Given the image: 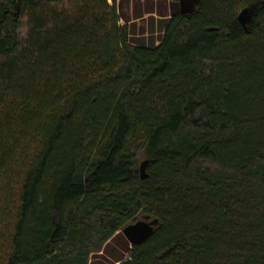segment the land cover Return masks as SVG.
<instances>
[{
	"label": "trees",
	"instance_id": "obj_1",
	"mask_svg": "<svg viewBox=\"0 0 264 264\" xmlns=\"http://www.w3.org/2000/svg\"><path fill=\"white\" fill-rule=\"evenodd\" d=\"M118 263L264 264V0H0V264Z\"/></svg>",
	"mask_w": 264,
	"mask_h": 264
},
{
	"label": "water",
	"instance_id": "obj_2",
	"mask_svg": "<svg viewBox=\"0 0 264 264\" xmlns=\"http://www.w3.org/2000/svg\"><path fill=\"white\" fill-rule=\"evenodd\" d=\"M199 5L200 0H179L178 2H171L169 5L170 18H174L179 15L188 16L190 14H193ZM251 11V9L242 11L239 20L243 25H245L247 21H249V12ZM128 14H130V12H128ZM157 14L160 16V13L158 11ZM130 18L132 19L131 16ZM152 233V226L143 222H138L135 225H131L122 231L123 236L128 241L131 247L137 244H141L142 242L147 240L152 235Z\"/></svg>",
	"mask_w": 264,
	"mask_h": 264
},
{
	"label": "rangeland",
	"instance_id": "obj_3",
	"mask_svg": "<svg viewBox=\"0 0 264 264\" xmlns=\"http://www.w3.org/2000/svg\"><path fill=\"white\" fill-rule=\"evenodd\" d=\"M118 1V0H117ZM156 1V0H154ZM110 3L113 2V0H109ZM156 3V2H155ZM168 11H169V7H168ZM169 15V12H168ZM158 17V16H157ZM157 17H155L154 19H156ZM147 19V18H146ZM148 20H143V21H137L136 22V30L138 35L142 34V33H146L149 34V23L147 22ZM121 24H123V22H121ZM159 32V31H158Z\"/></svg>",
	"mask_w": 264,
	"mask_h": 264
},
{
	"label": "crops",
	"instance_id": "obj_4",
	"mask_svg": "<svg viewBox=\"0 0 264 264\" xmlns=\"http://www.w3.org/2000/svg\"><path fill=\"white\" fill-rule=\"evenodd\" d=\"M118 1H119V0H118ZM142 1H144V0H142ZM156 11H157V10H156ZM128 12H131V10H130V9H128ZM154 16H155V17H157V16H158V17L156 18L155 22H156L157 20H159V19H162V18H161V17H160L158 14H156V13L154 14ZM169 16H170V15H169ZM147 17H148V16H147V15H145V18H147ZM147 22H148V21H147ZM148 23H149V22H148ZM157 29H158V28H157Z\"/></svg>",
	"mask_w": 264,
	"mask_h": 264
},
{
	"label": "flooded vegetation",
	"instance_id": "obj_5",
	"mask_svg": "<svg viewBox=\"0 0 264 264\" xmlns=\"http://www.w3.org/2000/svg\"><path fill=\"white\" fill-rule=\"evenodd\" d=\"M179 0H166L167 6L169 7L171 2H178ZM170 14V11H168Z\"/></svg>",
	"mask_w": 264,
	"mask_h": 264
}]
</instances>
